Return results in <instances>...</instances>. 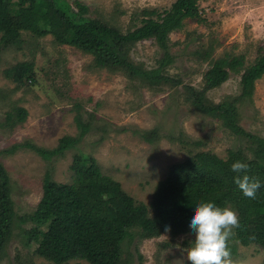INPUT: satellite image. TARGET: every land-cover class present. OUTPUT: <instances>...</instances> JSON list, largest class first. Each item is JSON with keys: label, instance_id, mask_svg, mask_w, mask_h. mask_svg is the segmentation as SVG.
Masks as SVG:
<instances>
[{"label": "rangeland", "instance_id": "rangeland-1", "mask_svg": "<svg viewBox=\"0 0 264 264\" xmlns=\"http://www.w3.org/2000/svg\"><path fill=\"white\" fill-rule=\"evenodd\" d=\"M64 1L70 7L80 2L89 8V18L124 33L127 28L134 30L139 26L142 10L161 13L175 0ZM9 3L14 9L18 5L34 8L36 0ZM198 5L207 24L185 20L183 29L169 36L174 63L167 70L174 81L180 79L182 85L197 91L202 88V75L209 68V63H200L191 54L199 44L213 46V60L225 54L244 55L245 66L264 55V0H199ZM12 19L18 21L17 13L12 14ZM20 39L18 50L0 45V90L7 97L0 101V152L15 144L31 142L58 153L52 154L48 161L24 149L1 155L9 178L15 220L0 254V264H49L35 253L40 242L38 234L44 228L32 220L20 221L31 217L37 209L46 177L55 184L71 183L70 168L79 153L93 158L103 175L118 182L125 194L151 212L149 207L157 184L172 165L183 163L199 152L226 160L228 150L236 145V139L221 127L216 117L192 110L185 103V93L176 91L177 86L176 90L164 88L156 93L145 87L137 90L123 72L94 69L92 56L72 46L57 44L52 35L36 37L21 32ZM161 57L162 51L152 40L136 43L129 52L131 62L145 70L156 68ZM21 63L33 64L35 83L16 89L17 84L5 72ZM239 93L240 77L232 75L220 87L207 92L205 99L211 105H219ZM251 100L252 104H236L238 122L247 133L264 139V75L254 83ZM13 103L28 113L26 122L15 130L4 125ZM77 103L83 121L89 126V115L94 116L93 127L81 136L78 144L64 148L65 145L60 146L64 137L77 141L82 134L75 124ZM104 127H108L106 134ZM152 130L155 136L151 143L140 138V131ZM193 239L194 233L177 237L163 234L147 240L136 237L124 246L131 261L125 256L123 260L127 264H189L187 250ZM228 247L233 264L264 262L262 248L240 246L233 240V234Z\"/></svg>", "mask_w": 264, "mask_h": 264}, {"label": "trees", "instance_id": "trees-1", "mask_svg": "<svg viewBox=\"0 0 264 264\" xmlns=\"http://www.w3.org/2000/svg\"><path fill=\"white\" fill-rule=\"evenodd\" d=\"M8 1H0L2 48L20 49L21 32H29L36 37L52 35L57 44L72 46L92 56L94 69L123 72L137 90L145 87L156 93L164 91V88L176 90L177 86L176 91L185 93V103L192 110L216 117L221 127L236 139V145L228 150L226 160L208 152H199L183 163L172 165L166 177L157 184L149 207L151 212L125 194L118 182L103 175L93 158L79 153L70 168L73 173L71 183L55 184L46 177L37 209L31 217L28 215L20 221L32 220L44 228L38 234L37 256L49 264H68L70 261L127 264L123 256L129 262L131 257L124 246L133 238L147 240L163 234L177 237L194 233L187 220L197 200L232 207L239 222L233 229V240L243 247L256 245L264 250V139L244 131L236 111V104H252L254 83L264 75V55L245 66L244 55L225 54L213 60V46L199 44L191 54L200 63H209V68L202 75V88L197 91L182 85L180 79L174 81L167 70L174 63L170 53V34L180 32L185 20L207 24L199 8V0H175L168 10L161 13L144 9L139 13V26L134 30L127 28L124 33L89 18V8L77 1L74 7H70L64 0H36L34 8L18 5L17 9ZM13 13H17L18 21H13ZM148 40L162 51V57L156 68L145 70L131 62L129 52L136 43ZM232 75L240 77L239 95L228 97L219 105L206 101L205 94L220 87ZM5 76L17 84L16 89L35 83L32 63L14 66L6 70ZM5 98L0 90V101ZM80 107L78 103L74 105L78 111L75 124L82 134L77 141L64 137L60 141L64 148L78 144L81 136L93 127L94 116L89 115V126L79 113ZM27 116L24 108L13 103L5 115L4 125L15 130L26 122ZM100 126L104 124L97 127ZM107 129L102 128L104 134ZM140 132L139 136L145 142L153 141L155 131ZM22 149L39 155L44 161L58 153V150H43L31 142L15 144L0 152V254L13 231L15 220L9 178L1 163V155ZM237 160L248 164L246 174L261 182L255 199L245 197L233 182L237 174L231 171L230 166ZM138 260H141L140 256Z\"/></svg>", "mask_w": 264, "mask_h": 264}, {"label": "clouds", "instance_id": "clouds-1", "mask_svg": "<svg viewBox=\"0 0 264 264\" xmlns=\"http://www.w3.org/2000/svg\"><path fill=\"white\" fill-rule=\"evenodd\" d=\"M230 168L237 174L233 182L242 194L255 199L262 185L258 179L246 174L248 164L237 160ZM238 223V214L232 207H221L212 201H195L187 220L189 229L194 232L192 246L187 250L189 264H233L228 241Z\"/></svg>", "mask_w": 264, "mask_h": 264}]
</instances>
